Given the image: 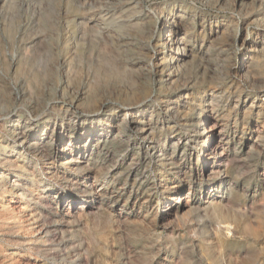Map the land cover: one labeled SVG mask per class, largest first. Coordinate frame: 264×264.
I'll list each match as a JSON object with an SVG mask.
<instances>
[{"label":"rangeland","instance_id":"374dc122","mask_svg":"<svg viewBox=\"0 0 264 264\" xmlns=\"http://www.w3.org/2000/svg\"><path fill=\"white\" fill-rule=\"evenodd\" d=\"M138 1L0 0V264H264V0ZM141 11L193 56L152 69Z\"/></svg>","mask_w":264,"mask_h":264},{"label":"bare ground","instance_id":"6f19581e","mask_svg":"<svg viewBox=\"0 0 264 264\" xmlns=\"http://www.w3.org/2000/svg\"><path fill=\"white\" fill-rule=\"evenodd\" d=\"M114 2H116L117 7H121V8H125V7H129L132 4H139L140 2L138 0H114ZM195 6V5H194ZM183 10V9H182ZM82 13V10H80ZM79 13V12H77ZM96 13V12H95ZM183 13H185L183 11ZM155 15V14H154ZM151 12H145V11H141L138 14H136L135 16L131 17L130 20V24L131 25H138L139 28L141 27L140 24L143 23H147L150 20L156 19V25H158V23H161V26L156 29L152 28V27H141L140 28V32L144 35V36H149V42L147 44V46L149 45H154L156 48V51L154 52L153 56L151 57V60L149 61L148 65H150L152 67V69H155L156 71L161 72L162 74L171 68L174 67H180V62L184 61L187 59V57L189 56H193V52H194V48L191 47V45H189L188 42V33H184L181 34L180 33V29L183 27V30L187 31L188 28H186L185 26V14H182L180 11L176 12V13H169V14H161L160 16L156 17L154 16ZM73 16V15H72ZM95 18V17H94ZM91 21L93 19H90ZM71 21V20H70ZM68 21V22H70ZM115 21V19H114ZM112 22V21H111ZM79 23V21H78ZM87 26V25H86ZM84 31V30H82ZM223 31V30H222ZM85 33V32H84ZM218 33V32H217ZM190 34V33H189ZM80 35V34H79ZM102 36V35H101ZM79 37V36H78ZM250 37V36H249ZM69 38V37H68ZM71 38V37H70ZM81 38V37H80ZM84 39V38H83ZM255 39V38H254ZM193 40V39H192ZM257 44L259 43H263V42H259V40H254ZM80 43V42H79ZM242 43H251L250 40H246L243 39ZM253 43V40H252ZM251 43V44H252ZM76 44V43H75ZM77 46V44H76ZM75 46V48H76ZM251 46V45H250ZM201 48V47H200ZM205 48V47H204ZM262 48V46H261ZM260 48V49H261ZM253 49V48H252ZM256 49V48H255ZM259 49V50H260ZM204 51V50H203ZM252 51V50H251ZM64 54V53H63ZM73 54V53H72ZM199 55V54H198ZM196 56V55H195ZM191 58V57H190ZM195 58V57H194ZM193 59V58H192ZM250 60V57H249ZM250 62V61H249ZM69 64V62H68ZM245 66V65H244ZM247 66V65H246ZM143 67V66H142ZM13 68V67H12ZM176 69V68H175ZM19 76V75H18ZM59 76V75H58ZM143 77V76H142ZM158 81V80H157ZM49 84H51L50 82H46L45 83V87L44 89H48ZM53 85V84H52ZM16 86V84H15ZM14 87V86H13ZM15 88V87H14ZM51 88V87H50ZM71 89V88H70ZM152 89V88H151ZM111 92V91H110ZM73 93V92H72ZM106 93V92H105ZM116 93V92H115ZM119 93V92H118ZM69 94V93H68ZM23 97L21 90H19L18 88H16V94H15V99H21ZM63 98H69L70 102L72 104H70L71 106L77 107L78 105H75L76 101L79 102H86V103H95V98L94 96H87L86 95V91L84 90H80L77 92L76 96H72L69 97L66 94L62 96ZM99 99V98H98ZM97 99V100H98ZM119 99V98H118ZM144 100H142V102H146L151 100V97L143 98ZM53 98L47 102L48 106H51V104H53ZM110 102H114L111 100H104L100 103V107L99 109H105L106 107H108V105L110 104ZM26 104V103H24ZM70 108V107H69ZM72 109V108H71ZM140 112V111H139ZM138 112V113H139ZM179 117V116H178ZM134 122V120H133ZM57 124V123H56ZM63 124V123H62ZM113 124V123H112ZM204 124V119H201V124L199 125V127L197 129H199L200 131V127L201 125ZM18 127V126H17ZM22 127V126H21ZM136 127V126H135ZM215 126H213L212 128H214ZM19 129V128H17ZM108 129V128H107ZM147 129V128H146ZM215 129V128H214ZM207 129L205 128V131ZM105 131V130H104ZM17 132V131H16ZM37 132V131H36ZM35 132V133H36ZM54 132H56L57 134H59V132H63V128H59L56 127L54 129ZM66 132V131H65ZM93 132V133H92ZM88 137H86V139H93L96 138L97 140H101L102 137H104L105 133L102 132H97L96 134H94V130L92 131ZM66 134V133H65ZM109 134V133H108ZM38 135V134H37ZM149 135V134H148ZM208 138H207V142L210 143V140L212 138V133L209 132L207 134ZM85 139V140H86ZM15 143H18L19 147H16L15 150H19L20 153L27 151V153H33L34 149L37 146H40L42 148H44L43 142L42 140H40L38 137L34 138V139H29L27 136L23 135L21 132H17L16 133V138H15ZM83 139H78L77 144L82 142ZM199 141V140H198ZM92 142V141H91ZM14 143V144H15ZM71 144L69 143L67 140H65L64 142H61L59 146H57L56 151H54L53 153L49 154L48 149L44 151L43 156L44 157H50L51 158H56L59 157L60 155H67L68 151L71 150ZM213 145V144H212ZM211 147V146H210ZM215 147V146H214ZM205 148V147H204ZM203 148V150H204ZM216 148V147H215ZM211 149V148H209ZM39 150V149H38ZM208 151V150H207ZM206 151V153H207ZM211 151V150H210ZM74 152V151H72ZM86 152V151H84ZM83 152V153H84ZM25 153V152H24ZM69 154V153H68ZM72 154V153H71ZM77 154V153H75ZM73 155L70 161H76V162H80V159H76V155ZM77 155H79V157L82 155V153H78ZM206 157V156H205ZM5 161V163H9L13 166H15L17 163L15 160H12L9 158V156H4L3 158ZM205 161V160H204ZM1 162V161H0ZM75 162V163H76ZM83 163V162H82ZM134 167V166H133ZM132 170V169H131ZM15 185H19V182H16ZM170 202L174 203L176 201V198H173V195L169 196ZM181 200V199H180ZM171 203V204H172ZM81 205V204H80ZM82 209V206H79ZM220 231L223 232V234L225 236H231L232 234V229L229 228L227 225H225L223 228H220Z\"/></svg>","mask_w":264,"mask_h":264}]
</instances>
